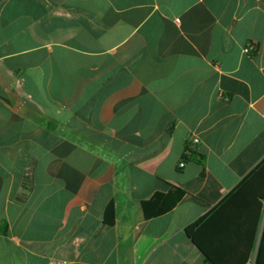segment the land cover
Masks as SVG:
<instances>
[{"label": "crops", "instance_id": "crops-1", "mask_svg": "<svg viewBox=\"0 0 264 264\" xmlns=\"http://www.w3.org/2000/svg\"><path fill=\"white\" fill-rule=\"evenodd\" d=\"M263 158L264 0H0V264H208L192 225Z\"/></svg>", "mask_w": 264, "mask_h": 264}, {"label": "trees", "instance_id": "trees-1", "mask_svg": "<svg viewBox=\"0 0 264 264\" xmlns=\"http://www.w3.org/2000/svg\"><path fill=\"white\" fill-rule=\"evenodd\" d=\"M195 152L190 149L183 157L191 159ZM184 193L179 187L153 193L142 200L144 217L167 211ZM24 196L21 191L11 194L20 201ZM113 217L110 200L104 220L113 223ZM192 230V239L208 264H264V158Z\"/></svg>", "mask_w": 264, "mask_h": 264}, {"label": "built area", "instance_id": "built-area-1", "mask_svg": "<svg viewBox=\"0 0 264 264\" xmlns=\"http://www.w3.org/2000/svg\"><path fill=\"white\" fill-rule=\"evenodd\" d=\"M255 47V42H249L245 47H244V51L245 52H250L251 49ZM199 142V139L197 136L195 135H191L187 138L186 141V146H185V151L183 154H188V152L190 151V149H193L194 146ZM185 159L186 157H182V159L180 160V162L178 163L179 167H183L185 164ZM46 264H70L68 260L63 259V258H55V257H51L48 258Z\"/></svg>", "mask_w": 264, "mask_h": 264}]
</instances>
